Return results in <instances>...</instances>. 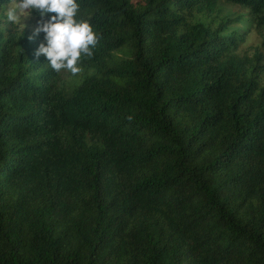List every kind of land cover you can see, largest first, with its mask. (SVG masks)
Wrapping results in <instances>:
<instances>
[{
  "label": "trees",
  "instance_id": "1",
  "mask_svg": "<svg viewBox=\"0 0 264 264\" xmlns=\"http://www.w3.org/2000/svg\"><path fill=\"white\" fill-rule=\"evenodd\" d=\"M11 2L0 264H264V38L241 50L264 0H77L97 42L76 74Z\"/></svg>",
  "mask_w": 264,
  "mask_h": 264
},
{
  "label": "clouds",
  "instance_id": "2",
  "mask_svg": "<svg viewBox=\"0 0 264 264\" xmlns=\"http://www.w3.org/2000/svg\"><path fill=\"white\" fill-rule=\"evenodd\" d=\"M78 9L77 0H12L3 15L13 24L35 15L33 35L43 34L35 56L43 55L53 71L64 69L76 74L81 57H90L97 42L90 23L76 19Z\"/></svg>",
  "mask_w": 264,
  "mask_h": 264
},
{
  "label": "rangeland",
  "instance_id": "3",
  "mask_svg": "<svg viewBox=\"0 0 264 264\" xmlns=\"http://www.w3.org/2000/svg\"><path fill=\"white\" fill-rule=\"evenodd\" d=\"M11 4V3H10ZM9 4V5H10ZM232 9V8H231ZM239 10H241L240 8H237ZM5 20V24H8V21L6 19ZM11 28L17 29V30H22V29H26V28H30V29H34L33 25L31 24V21L29 20V17H27L24 21H22V23L20 24H13L11 23ZM264 38V31L262 32V34H259L258 31L252 30L250 31L247 36H246V40L245 43L242 45L241 50L248 52L249 54L254 53L255 48L258 47L260 45L261 40ZM68 77V75H65L64 77Z\"/></svg>",
  "mask_w": 264,
  "mask_h": 264
}]
</instances>
